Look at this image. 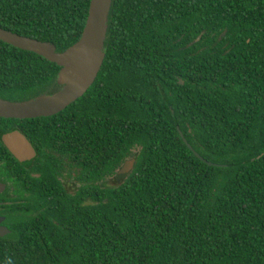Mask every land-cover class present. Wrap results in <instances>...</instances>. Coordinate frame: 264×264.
I'll list each match as a JSON object with an SVG mask.
<instances>
[{
    "label": "trees",
    "instance_id": "trees-1",
    "mask_svg": "<svg viewBox=\"0 0 264 264\" xmlns=\"http://www.w3.org/2000/svg\"><path fill=\"white\" fill-rule=\"evenodd\" d=\"M89 3L0 0V26L62 52ZM59 70L0 40V98ZM57 121L78 184L17 175L0 264H264V0H112L102 66Z\"/></svg>",
    "mask_w": 264,
    "mask_h": 264
},
{
    "label": "water",
    "instance_id": "water-1",
    "mask_svg": "<svg viewBox=\"0 0 264 264\" xmlns=\"http://www.w3.org/2000/svg\"><path fill=\"white\" fill-rule=\"evenodd\" d=\"M112 0H90L88 15L79 39L62 52L49 41H42L0 26V40L16 48L34 52L56 63L59 67L57 83L60 90L51 94H40L22 101L0 98V116L8 118H34L59 113L80 98L94 82L104 60V40ZM200 37V36H199ZM198 37V39H199ZM183 82L182 80L180 81ZM180 136L194 155L208 165L220 164L203 159L183 137ZM5 144L20 161L26 162L34 155L33 148L23 135L18 133L5 136ZM134 159L127 160L118 170L119 176L128 173ZM3 185L0 184V189ZM7 218L0 216V237H11L12 232L2 225Z\"/></svg>",
    "mask_w": 264,
    "mask_h": 264
},
{
    "label": "flooded vegetation",
    "instance_id": "flooded-vegetation-1",
    "mask_svg": "<svg viewBox=\"0 0 264 264\" xmlns=\"http://www.w3.org/2000/svg\"><path fill=\"white\" fill-rule=\"evenodd\" d=\"M58 117L59 113L34 118L0 116V184L3 185L0 189V206H5L10 201L24 199L23 197L29 194L21 195L17 192L16 179L20 173H24L29 182H38L43 177V169L48 166L45 170L48 169L50 177H55L62 185L77 183L75 173L72 171L70 175L68 174L65 157L61 153L64 129L63 123L57 121ZM15 133L23 135L33 148L32 159L20 162L6 146L5 136ZM4 223L6 222L1 224L8 227Z\"/></svg>",
    "mask_w": 264,
    "mask_h": 264
},
{
    "label": "rangeland",
    "instance_id": "rangeland-1",
    "mask_svg": "<svg viewBox=\"0 0 264 264\" xmlns=\"http://www.w3.org/2000/svg\"><path fill=\"white\" fill-rule=\"evenodd\" d=\"M132 166H133V165H132ZM132 166H131V168L129 169L128 173H127L126 175L123 176V178H125V177L130 173V171L132 170Z\"/></svg>",
    "mask_w": 264,
    "mask_h": 264
}]
</instances>
